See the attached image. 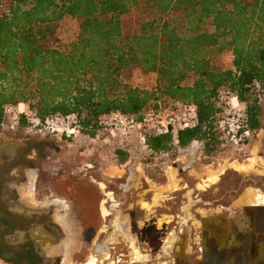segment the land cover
<instances>
[{"label":"trees","instance_id":"obj_1","mask_svg":"<svg viewBox=\"0 0 264 264\" xmlns=\"http://www.w3.org/2000/svg\"><path fill=\"white\" fill-rule=\"evenodd\" d=\"M141 1L159 18L128 32L122 18ZM66 17L79 25L69 44L57 36ZM225 53L232 67L221 70L214 55ZM135 70L156 75V85H132ZM222 88L236 93L249 128L260 130L264 0H0V127L7 125L8 105H28L43 122L76 115L81 134L91 137L113 113L140 118L148 110L192 105L196 125L163 135L143 129L144 142L153 154L174 158L198 144L210 158L226 147L218 128ZM117 155L128 162V152Z\"/></svg>","mask_w":264,"mask_h":264},{"label":"rangeland","instance_id":"obj_2","mask_svg":"<svg viewBox=\"0 0 264 264\" xmlns=\"http://www.w3.org/2000/svg\"><path fill=\"white\" fill-rule=\"evenodd\" d=\"M158 18L156 9L141 1L123 16V27L128 32H138L142 22ZM57 36L60 43L73 42L79 36L78 22L66 17L57 26ZM214 58L219 69L232 67L231 56L227 53L214 55ZM131 77L134 86L152 88L156 85V75H144L135 70ZM22 121L18 126L0 127L1 135L13 141H46L59 149L58 152L47 149L44 157H37L33 180L25 194L33 195L34 202L46 201L50 194L65 198L77 214V219L81 220V227L88 229L93 226L95 231L101 230L99 236L102 231L108 233L109 225L108 217L101 219L97 216L100 202H106V207L116 205L115 212L121 213L122 217L130 213L135 220V232L143 238V253L147 255L145 264L167 263V255L162 253L161 245H167L177 236L187 203H196L193 211L196 218H193L192 224L198 234L200 217L225 211L222 208L231 203L223 204L229 196L227 193L239 189L234 197L237 198L247 187L254 186L253 176L260 173L259 170L264 171L263 125L242 150L223 147L216 155L206 158L202 146L197 145L174 158L153 154L144 142L142 131L124 135L101 129L95 137L80 134L74 138H60L30 132L27 126L22 127ZM119 150L128 152L127 163H120ZM251 158L257 159L253 171L240 173L233 167L235 162L250 165L248 159ZM211 176H218V181L211 183ZM108 193L109 196H106ZM21 202L19 204H27L26 199L25 202L21 199ZM103 210L106 214L105 206ZM78 241L77 250L82 252L76 254L71 264L84 263L85 258L93 254V245ZM73 245L71 241L69 249Z\"/></svg>","mask_w":264,"mask_h":264},{"label":"flooded vegetation","instance_id":"obj_3","mask_svg":"<svg viewBox=\"0 0 264 264\" xmlns=\"http://www.w3.org/2000/svg\"><path fill=\"white\" fill-rule=\"evenodd\" d=\"M35 166L36 163L33 169L27 170L28 179L25 176L18 181V186L15 187L19 192L17 198L13 196V191H9V198L13 196L15 200L12 198L5 202L0 194V264H71L76 254L82 252L77 250L78 240L93 245V254L80 264H87L92 258H95V264L146 263L143 238L134 230L133 216L129 213L122 217L121 213L115 212L116 205L106 207V202L99 203L98 218H109L108 233L102 231L99 236L101 230L95 231L93 226L88 229L81 227V220L77 219V214L71 210L70 202L65 198L50 194L46 201L34 202V196L25 193L33 180ZM261 180L263 179L256 178L252 181L264 187ZM238 192L239 189H233L230 194L227 193L229 196H226L223 204L228 205L229 201L232 203ZM21 199L24 202L26 199L27 204H19ZM195 204L192 201L187 203L177 236L167 245H161L164 251L162 253L167 255L166 264H264V260L258 259V244L253 233L242 234L235 230L231 239L236 237L240 245L233 243L231 248L221 249L222 223L218 222L216 213L212 217H200L201 227L197 234L196 226L192 224L193 218H196L193 214ZM103 206L106 214L102 212ZM255 227L259 232L260 242L264 243V213L258 215ZM98 240L101 242L95 245L94 242ZM71 241L75 246L69 249ZM223 260L228 262L224 263Z\"/></svg>","mask_w":264,"mask_h":264},{"label":"built area","instance_id":"obj_4","mask_svg":"<svg viewBox=\"0 0 264 264\" xmlns=\"http://www.w3.org/2000/svg\"><path fill=\"white\" fill-rule=\"evenodd\" d=\"M218 106L222 109L219 122V141L226 147L242 150L249 144L254 132L249 128V117L234 91L222 88L217 94ZM7 125L18 126L22 120L27 122V129L37 134H51L57 137L74 138L81 134L79 120L76 115L55 114L44 122L35 112L24 104L5 107ZM198 110L195 106L179 107L176 111L148 110L140 118L113 113L101 118L102 129L133 134L143 129L157 135L170 131L185 129L197 124ZM12 126V127H13Z\"/></svg>","mask_w":264,"mask_h":264},{"label":"crops","instance_id":"obj_5","mask_svg":"<svg viewBox=\"0 0 264 264\" xmlns=\"http://www.w3.org/2000/svg\"><path fill=\"white\" fill-rule=\"evenodd\" d=\"M231 56V62L233 60V57L231 54H228ZM264 126V103H263V116L261 119V127ZM198 144H195L192 148H195ZM54 147L52 144V148ZM259 148V147H258ZM59 150V149H58ZM55 151V150H54ZM198 152H200V146L198 149ZM256 156V151L254 154V157ZM248 161L251 162L249 165V169L247 168L246 171L240 172V173H247L254 170V166L257 162L256 158L248 159ZM263 170V169H262ZM259 170L260 173L255 174L253 178H262L264 182V171ZM173 178V177H172ZM103 203V201L101 202ZM25 204V203H24ZM102 206V204H101ZM225 211H218L216 214L218 215V222H221V249L227 250L228 248H231V244L236 243V245H240L237 243L238 239L236 237H233L231 239V235L233 231H237L238 233L242 234H248L253 233L255 236V241L258 244V259L264 260V243L260 242L259 240V232L257 231L255 225H256V219L258 218L259 214L264 213V187L257 186L254 184L252 187H247L241 194L238 195L237 198L234 199V201L225 209ZM103 214H105L103 210ZM213 215V214H212ZM212 215H208L212 217ZM239 242V241H238ZM95 258H92L90 261H88V264H95ZM224 263H227L228 261L223 260Z\"/></svg>","mask_w":264,"mask_h":264},{"label":"water","instance_id":"obj_6","mask_svg":"<svg viewBox=\"0 0 264 264\" xmlns=\"http://www.w3.org/2000/svg\"><path fill=\"white\" fill-rule=\"evenodd\" d=\"M50 147L52 148V144L46 141H13L0 135V194L3 201L8 202L13 196L16 198L19 196L18 190L15 189L18 181L25 176L28 177L27 170L33 169L37 157H44ZM54 150L59 151L57 147H54ZM9 191H13L14 194L11 198Z\"/></svg>","mask_w":264,"mask_h":264},{"label":"bare ground","instance_id":"obj_7","mask_svg":"<svg viewBox=\"0 0 264 264\" xmlns=\"http://www.w3.org/2000/svg\"><path fill=\"white\" fill-rule=\"evenodd\" d=\"M233 167L238 171V172H244V171H246L247 170V168L249 169V165H245V164H242V163H237V162H235V163H233ZM213 175V174H212ZM173 177V176H172ZM209 178H210V176H209ZM210 180V182L211 183H213V182H216V181H218V176H216V177H212L211 176V179H209ZM170 189H173L172 187L170 188ZM169 190V189H168ZM104 212H105V210H104ZM94 263V262H93ZM92 263V264H93ZM88 264V263H87Z\"/></svg>","mask_w":264,"mask_h":264}]
</instances>
